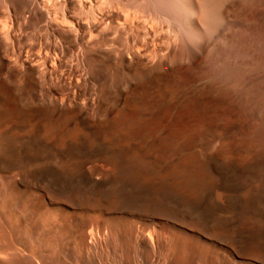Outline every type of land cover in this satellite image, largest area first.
Instances as JSON below:
<instances>
[{
    "label": "bare ground",
    "instance_id": "obj_1",
    "mask_svg": "<svg viewBox=\"0 0 264 264\" xmlns=\"http://www.w3.org/2000/svg\"><path fill=\"white\" fill-rule=\"evenodd\" d=\"M0 264H264V0H0Z\"/></svg>",
    "mask_w": 264,
    "mask_h": 264
},
{
    "label": "rangeland",
    "instance_id": "obj_2",
    "mask_svg": "<svg viewBox=\"0 0 264 264\" xmlns=\"http://www.w3.org/2000/svg\"><path fill=\"white\" fill-rule=\"evenodd\" d=\"M231 110H233V109H231ZM233 111H235V109L233 110ZM188 112H191L190 110H188ZM247 114V112L245 113V117L246 118H244V119H247L248 118V114ZM178 117H181V112H178ZM223 122V125L224 126H226V127H229V126H231V124H233V122L231 121V120H229V119H225L224 121H222ZM152 126H153V124H151ZM181 126V127H185V125H186V121H181V119L179 118V120H178V126Z\"/></svg>",
    "mask_w": 264,
    "mask_h": 264
}]
</instances>
